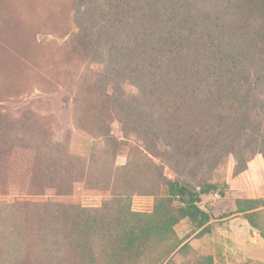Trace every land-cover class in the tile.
<instances>
[{
    "label": "trees",
    "instance_id": "16d2710c",
    "mask_svg": "<svg viewBox=\"0 0 264 264\" xmlns=\"http://www.w3.org/2000/svg\"><path fill=\"white\" fill-rule=\"evenodd\" d=\"M12 1L0 0V54L26 55L34 30ZM40 3L41 13L71 16L68 63L97 69L79 88L77 123L106 146L90 161L73 156L69 140H54L31 112L18 120L0 110V188L18 194L0 200V264H127L148 242L174 236L181 220L205 231L211 216L200 204L225 194L228 158L235 176L257 156L264 162V0ZM111 118L122 138L141 141L145 168L114 166L122 143ZM75 184L110 189L111 198L99 208L68 202ZM133 193L154 196L150 213L131 210ZM234 214L264 241V198L238 201Z\"/></svg>",
    "mask_w": 264,
    "mask_h": 264
},
{
    "label": "rangeland",
    "instance_id": "374dc122",
    "mask_svg": "<svg viewBox=\"0 0 264 264\" xmlns=\"http://www.w3.org/2000/svg\"><path fill=\"white\" fill-rule=\"evenodd\" d=\"M14 1L16 18L34 30V43L26 55L20 52L0 54V90L7 88L0 93V110L7 118L18 120H22L26 112H31L54 140L61 143L69 140L71 155L89 160L90 155L100 154L106 144L95 131L85 132L80 128L77 118L81 107L75 100L81 97L79 88L84 77L89 70L97 69L92 65L86 67L84 62L69 64L66 60L64 41L74 29L70 15L63 11L41 13L40 0ZM125 89L129 94L134 93L130 86L126 85ZM105 123L110 135L122 143L115 151L114 166L139 165L145 168L140 155L144 151L141 141L134 135L122 138L120 126L114 118ZM154 161L159 162L158 159ZM224 172L228 184L225 194L203 198L200 204L201 209L211 216L205 231L194 232L187 220H181L174 227V236L148 242L127 264H204L202 257L206 256L212 257L213 264H264L263 239L242 214H234L238 201L264 198L263 159L255 157L245 172L235 176L233 160L228 158ZM164 174L170 179L176 176L168 167L164 168ZM16 196L17 192L8 194L0 188L1 201L11 202ZM109 198L110 189L99 191L75 184L72 196L65 200L84 208H99ZM154 206V196L132 194L130 207L133 212L150 213ZM260 221L264 227V217H259Z\"/></svg>",
    "mask_w": 264,
    "mask_h": 264
}]
</instances>
